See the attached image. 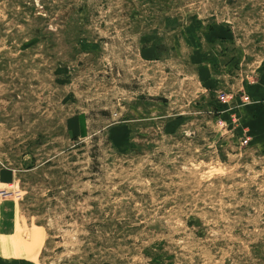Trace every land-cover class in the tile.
Wrapping results in <instances>:
<instances>
[{
    "label": "rangeland",
    "instance_id": "obj_1",
    "mask_svg": "<svg viewBox=\"0 0 264 264\" xmlns=\"http://www.w3.org/2000/svg\"><path fill=\"white\" fill-rule=\"evenodd\" d=\"M0 264H264V0H0Z\"/></svg>",
    "mask_w": 264,
    "mask_h": 264
},
{
    "label": "crops",
    "instance_id": "obj_2",
    "mask_svg": "<svg viewBox=\"0 0 264 264\" xmlns=\"http://www.w3.org/2000/svg\"><path fill=\"white\" fill-rule=\"evenodd\" d=\"M78 131L80 132L79 135H84L85 127L82 122H81V126H79Z\"/></svg>",
    "mask_w": 264,
    "mask_h": 264
}]
</instances>
